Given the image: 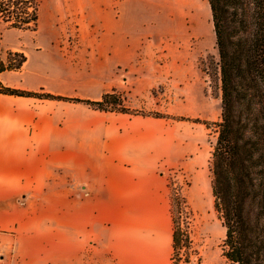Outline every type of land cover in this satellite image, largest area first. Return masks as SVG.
Returning <instances> with one entry per match:
<instances>
[{
    "label": "crops",
    "instance_id": "1",
    "mask_svg": "<svg viewBox=\"0 0 264 264\" xmlns=\"http://www.w3.org/2000/svg\"><path fill=\"white\" fill-rule=\"evenodd\" d=\"M37 1L52 10L47 36L6 47L27 61L3 84L92 101L151 87L150 0ZM68 13L80 16L71 48L61 36ZM150 125L83 103L0 96V264H171L162 134Z\"/></svg>",
    "mask_w": 264,
    "mask_h": 264
},
{
    "label": "rangeland",
    "instance_id": "2",
    "mask_svg": "<svg viewBox=\"0 0 264 264\" xmlns=\"http://www.w3.org/2000/svg\"><path fill=\"white\" fill-rule=\"evenodd\" d=\"M150 3L146 45L158 51L146 58L151 87L139 91L137 97L116 90L123 94L128 108L150 115L139 116L149 118L151 129L162 134L164 153L157 172L165 182L172 224L181 230L183 238L171 264H231L223 256L226 232L214 208L210 171L218 137L216 124L221 121V99L206 73L210 62L218 59L210 6L207 0H161V17L156 19L151 16L156 0ZM50 11L40 8L37 32L13 30L0 23V53L4 58L6 47L17 45L23 38L47 36ZM79 18L68 13L61 21V36L70 37L68 47L79 43Z\"/></svg>",
    "mask_w": 264,
    "mask_h": 264
},
{
    "label": "trees",
    "instance_id": "3",
    "mask_svg": "<svg viewBox=\"0 0 264 264\" xmlns=\"http://www.w3.org/2000/svg\"><path fill=\"white\" fill-rule=\"evenodd\" d=\"M207 1L218 59L210 62L206 73L221 99L210 171L214 208L226 232L223 256L231 264H264V0ZM39 20L37 0H0V23L7 28L37 32ZM26 61L23 52L8 51L5 58L0 53V76L21 70ZM2 95L83 103L100 112L150 116L128 108L116 89L99 101L79 100L14 89L0 79ZM180 204L178 200L177 206ZM173 230L176 254L183 238L175 224Z\"/></svg>",
    "mask_w": 264,
    "mask_h": 264
}]
</instances>
